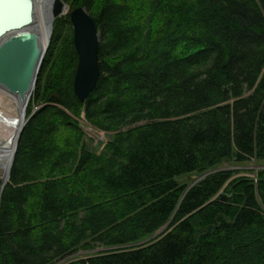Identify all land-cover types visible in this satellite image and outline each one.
<instances>
[{"label": "trees", "instance_id": "trees-1", "mask_svg": "<svg viewBox=\"0 0 264 264\" xmlns=\"http://www.w3.org/2000/svg\"><path fill=\"white\" fill-rule=\"evenodd\" d=\"M62 1L94 19L101 77L80 103L57 19L0 195V264H264V171L223 168L264 163V0ZM83 121L112 137L100 155Z\"/></svg>", "mask_w": 264, "mask_h": 264}, {"label": "water", "instance_id": "water-1", "mask_svg": "<svg viewBox=\"0 0 264 264\" xmlns=\"http://www.w3.org/2000/svg\"><path fill=\"white\" fill-rule=\"evenodd\" d=\"M0 3V91L24 111L12 160L5 165L0 162V168L5 171L2 194L11 179L19 143L28 124V107L53 39L57 19L69 15L73 25L74 44L79 57L74 91L80 103H85L96 90L101 70L100 34L94 19L85 9L71 11L62 0H44L40 5L39 18L36 0H0ZM68 8L70 13L66 14ZM208 175L202 176L191 188Z\"/></svg>", "mask_w": 264, "mask_h": 264}, {"label": "rangeland", "instance_id": "rangeland-1", "mask_svg": "<svg viewBox=\"0 0 264 264\" xmlns=\"http://www.w3.org/2000/svg\"><path fill=\"white\" fill-rule=\"evenodd\" d=\"M69 13H70V9L68 8L66 10V14H69ZM65 17H67V16H65ZM62 18H64V17H62ZM100 40H101V38H100ZM30 103H31V101H30ZM0 104H1L0 105V127H1V125L3 128L6 125L11 126L12 122H9V119L8 120L5 119L7 114H3V113H7V111L11 112V110L12 111L15 110V103L10 97H8L5 93L0 91ZM6 109H8V110H6ZM37 110H39L38 107H36L34 109V112ZM27 116H28V114H27ZM81 127H83V130L86 134L85 143L88 145V149H90V151H92L95 154L100 155L105 150L107 144L112 141V137L109 134H107L106 132H104L102 130L96 129L93 126H90L89 124H86L84 121H83ZM223 168L229 169V170H236L239 172L233 179L246 177V178H250V179L257 181L258 173H260V171H264V163L259 164L257 162H253V163H248V164H244V165L233 164L232 166L231 165H225ZM4 175H5V171L0 168V195H1V188H2V182L4 179ZM197 178L198 177H196V176H192V178L190 180L196 182L197 180H199ZM104 251H106V250L105 249H98L94 253H79L77 256H74L73 258H75V257L76 258H86V257L91 256L93 254L102 253ZM70 259L71 258L66 259L65 261L61 262L60 264H67L68 260H70Z\"/></svg>", "mask_w": 264, "mask_h": 264}, {"label": "bare ground", "instance_id": "bare-ground-1", "mask_svg": "<svg viewBox=\"0 0 264 264\" xmlns=\"http://www.w3.org/2000/svg\"><path fill=\"white\" fill-rule=\"evenodd\" d=\"M43 1L44 0H36L38 15L40 13V5ZM39 18H40V15H39ZM39 25L40 27L42 26L41 21ZM3 114H7V116L5 115L6 116L5 119L7 120L9 119V122H12L11 126L6 125L3 128L1 125L0 127L1 128L0 129V137H1L0 138V156H1L0 162L1 164L5 165V164H9L12 160L13 153H14L16 143H17V136H18V133L20 131V128L23 122L24 111L21 107H18V105L15 103V110L13 111L11 110V112L7 111V113H3Z\"/></svg>", "mask_w": 264, "mask_h": 264}]
</instances>
